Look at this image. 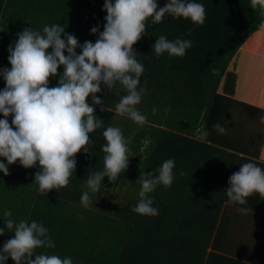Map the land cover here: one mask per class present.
<instances>
[{"label":"trees","instance_id":"obj_1","mask_svg":"<svg viewBox=\"0 0 264 264\" xmlns=\"http://www.w3.org/2000/svg\"><path fill=\"white\" fill-rule=\"evenodd\" d=\"M201 2L206 10L202 26L166 16L161 23L149 21L146 35L133 45L145 68L141 85L146 83L147 90L136 106L147 116L142 125L115 112L123 91L117 95L102 86L96 94L103 102L95 106V114L104 120L105 128L122 130L129 160L118 179L104 178L101 190L91 195L89 207L81 204L82 186L89 173L103 169L100 146L106 142L104 128L89 134L94 142L90 151L96 155L84 154L83 150L77 153L75 173L59 191L53 189L47 195L37 191L34 179L38 166L25 168L17 161L8 166L7 175L0 172L9 203L6 209H11L12 218L35 220L49 229L55 248H38L36 254L70 256L73 264H252L246 256L240 259L241 250L237 253L239 247L229 239L235 231L233 223L238 222L235 217L243 214L237 211L238 205L227 202L223 190L240 164L251 161L264 168V123L259 120L264 114V83L246 78L244 66L251 48L262 44L264 50V28L260 27L264 10L259 0L255 6L251 0ZM103 3L0 0V68L11 67L7 49L25 27L42 30L45 25L58 23L80 43L95 42L98 34H91L90 29L99 25L103 31L107 15ZM158 4L163 6L165 0H158ZM161 34L170 40L191 39L193 46L183 57L165 53L157 58L151 45ZM62 71L61 66L58 74ZM58 80L59 75L50 78V86ZM240 84L252 89L244 92ZM4 86L0 79V89ZM215 123L228 131L219 134L213 129ZM169 158L175 159L173 184L169 188L159 186L151 194L158 215L146 217L132 212L143 174L154 172ZM132 177L137 181L132 182L125 201L119 202L116 192L120 182V188L124 187L128 184L125 180ZM247 207L251 209L247 214L252 211L255 218L242 219V225L254 227L263 218L264 197L253 194ZM2 223L0 220V226ZM254 233L253 240L260 243L261 235ZM11 235L6 232L0 236V246ZM243 235L251 239L245 230ZM241 246L243 250V243ZM7 264L15 262L9 258Z\"/></svg>","mask_w":264,"mask_h":264},{"label":"clouds","instance_id":"obj_2","mask_svg":"<svg viewBox=\"0 0 264 264\" xmlns=\"http://www.w3.org/2000/svg\"><path fill=\"white\" fill-rule=\"evenodd\" d=\"M251 2L256 5V0ZM259 3L264 10V0ZM102 10L107 13L103 31L99 25L90 29L91 34H98L95 42L80 43L58 23L45 25L42 30L25 27L7 49L11 67L0 68V79L5 83L0 89V172L4 175L8 174V166L17 161L25 168L38 166L34 179L37 191L45 195L53 189L59 191L75 173L77 153L83 150L84 154L96 155L90 151L94 142L89 134L104 128L102 136L106 142L100 146L103 169L89 173L84 181L80 200L85 208L92 202L91 195L101 190L104 178L118 179L129 160L128 142L122 130L105 128L104 120L95 114V106L103 102L96 94L102 86L115 90L117 95L123 91L115 112L142 125L147 116L136 106L147 90L146 83L141 85L145 68L133 45L146 35L149 21L157 24L170 16L202 26L206 18L201 0H165L163 6L158 0H104ZM260 27L264 28V20ZM156 37L151 52L157 58L165 53L183 57L193 46L188 38L170 40L163 34ZM61 66L62 74H58ZM57 75L58 83L50 86V78ZM259 120L264 123V114ZM213 129L219 134L228 131L220 123H215ZM174 168L175 159L169 158L154 172L143 174L132 212L146 217L158 215L151 194L159 186L171 187ZM179 174L183 176L184 172ZM227 185L223 190L227 202L238 205L239 213L247 214L251 210L247 207L248 198L253 194L264 197V168L251 161L242 163L230 175ZM12 215L11 209L0 214V236L12 234L0 246V264H7L9 258L15 264H73L70 256L61 257L55 252L36 254L38 248H55L49 229L35 220L16 221Z\"/></svg>","mask_w":264,"mask_h":264},{"label":"rangeland","instance_id":"obj_3","mask_svg":"<svg viewBox=\"0 0 264 264\" xmlns=\"http://www.w3.org/2000/svg\"><path fill=\"white\" fill-rule=\"evenodd\" d=\"M246 58H247V60H245L246 65H244L246 69L245 72L246 78L251 79L252 81L256 82V84L258 82L264 83V50L262 51V44L257 45L255 49L251 48L248 54L246 55L245 59ZM240 86L241 88L244 89V92L247 91L246 88L252 89V86L246 87L247 85L245 86L243 84H240ZM204 137L205 135L202 134L201 138L203 139ZM134 180L137 181V178L136 179H134L133 177L128 178L127 180H125V182H128V184L121 188L120 186H122V183L120 182L116 192L119 202H124L125 198L130 194V188H132L133 186L132 182H134ZM250 216L253 215L248 214L246 216V214H243V217L242 216L235 217L236 219H238V222L233 223L232 226L235 229V231L234 234L230 233V237H229V239H231L232 242L230 240L229 241L233 245H236L239 243V241H241L243 244H245L246 247L249 248L253 247V245L248 242L249 240L245 239V235H243V230L249 233L256 232V230L254 228H250L241 224V222H244L242 219L246 217L250 219ZM254 218L255 217L253 216V219Z\"/></svg>","mask_w":264,"mask_h":264},{"label":"crops","instance_id":"obj_4","mask_svg":"<svg viewBox=\"0 0 264 264\" xmlns=\"http://www.w3.org/2000/svg\"><path fill=\"white\" fill-rule=\"evenodd\" d=\"M4 188H6L5 183L0 182V214H2V212L9 206V203H7L8 200H6V196H7L6 191L3 190ZM8 199H9V197H8ZM31 213L33 214V211ZM253 214H255V213H253ZM253 214L251 211L250 215H253ZM247 215L248 214H246V216ZM29 216H30V214H29ZM253 216H250V219L247 217L248 219H246V220H252ZM259 217H260V215H259ZM262 217L263 218H260V220H258V221L263 222V224L261 222L258 223V225L256 224L258 229L255 228L256 225L253 227L249 224H246L247 227L254 228L256 230V232H258V234L261 235L260 243H257L258 241L253 240L254 235H256L253 232V233H250L251 239H248V240H253L252 241L253 247L248 248L245 246V244H243V250H242L241 249L242 242L239 241V243L236 244V246L239 247V248H236V252L238 253V251L241 250L242 256L240 257V259L241 258L244 259V256H246V258H247L246 260H249V262L252 264H264V214L262 215ZM243 223L244 222H241V224H243ZM244 251H245V253H244Z\"/></svg>","mask_w":264,"mask_h":264}]
</instances>
